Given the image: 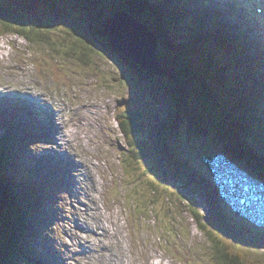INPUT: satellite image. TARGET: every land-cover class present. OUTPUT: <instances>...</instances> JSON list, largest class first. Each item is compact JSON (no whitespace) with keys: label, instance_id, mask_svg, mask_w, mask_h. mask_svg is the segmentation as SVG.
Segmentation results:
<instances>
[{"label":"rangeland","instance_id":"1","mask_svg":"<svg viewBox=\"0 0 264 264\" xmlns=\"http://www.w3.org/2000/svg\"><path fill=\"white\" fill-rule=\"evenodd\" d=\"M102 1L38 0L34 5L54 25L51 30L54 38H62L68 28L82 29L92 40L88 45L90 66H77L70 58L59 60L55 56L54 61L62 68H51L46 62L52 51L49 46L33 48L15 33L0 36L1 54L9 50L15 57L3 64L0 58V88L6 89L0 96V152L4 153V148L9 151L11 145L18 147L13 155L20 156L28 167L27 181L10 163L0 164L2 176L16 187L10 192H14L24 213L16 219L18 233L13 235V249L11 241L5 238L11 230L7 211H0V264H33L35 257L36 264H215L212 247L198 229L193 212L202 216L207 229L216 231L211 228L216 227L222 240L240 245L252 254L255 263L264 264V221L252 224L241 214L240 219L232 213L223 201L225 198L228 202L231 195L224 192L223 197L206 163L213 154L218 156L217 161L225 158L226 167L239 168L246 176L250 173V178L264 182V152L257 150L261 142L257 147L252 140L243 143L236 133L234 137L229 135L218 123L220 113L229 110L233 116L242 107L233 109L231 100H223L225 97L220 98L216 90L233 91L242 82L250 89L248 72L228 74L227 68H218L216 73L207 68L211 61L204 51L213 53L212 44L205 39L197 43L196 36L174 35L167 30L170 22L165 13L158 11L152 12L156 19L148 26L138 14L133 16V22L123 18L135 31H140V39L141 33H145L142 26L148 27L155 38L157 61L164 68H143L116 50L110 42L109 30L99 25L100 17L109 16L110 12L113 15L125 7L111 4L108 12L106 4L116 0H104L106 4ZM177 1L161 3L166 9L173 6L174 12L171 11L179 15L174 8ZM117 2L123 4L124 0ZM225 16L231 18L228 13ZM5 18L0 16V22ZM229 22H234L233 27L224 25L223 33L235 29L231 35L237 42H244L243 60L249 64L256 62L259 78L264 80V56H261L264 37L261 44H255L257 35L252 31L256 28L235 20ZM190 39L194 48L187 46ZM145 41L149 45L154 43L153 37ZM186 50L197 51L202 64L187 61L183 55ZM15 62L17 68H13ZM127 77L137 84L135 91L125 85ZM208 77H212L213 88L209 87ZM16 87L31 96L37 92L44 95L45 105L15 100L13 104L5 93ZM262 98L264 90L255 89L253 99ZM129 101L143 102L145 109L148 103L153 105L148 129L142 135L150 141L144 173L159 194L149 182H143V177L126 170L123 163L127 155L121 150L127 146V140L120 130L119 119ZM211 104L218 109L216 115ZM53 113H59L60 131L56 124L59 120ZM100 148L109 152L107 161L102 158L105 153ZM238 157L240 161H234ZM143 163L146 165V161ZM222 177L221 185L224 181L229 187L228 178ZM162 188L167 189L166 197L172 193L169 198L186 201L175 204L167 202L168 198L161 199ZM5 196L0 187V201ZM145 197L150 201L149 207L142 204ZM99 223H104V227ZM37 254L42 255L45 263Z\"/></svg>","mask_w":264,"mask_h":264},{"label":"trees","instance_id":"2","mask_svg":"<svg viewBox=\"0 0 264 264\" xmlns=\"http://www.w3.org/2000/svg\"><path fill=\"white\" fill-rule=\"evenodd\" d=\"M115 3L119 5L117 0L111 4L115 6ZM0 14H2L0 16H2L3 18L6 17L3 21L0 22L1 23L0 27L4 30L5 33H15L20 35L24 39L28 40L29 44L33 45L32 46L33 48L40 47L43 45L49 46V48L52 49L49 55L53 57L56 56L60 60H64L65 58H70L75 62V64L81 67H87L91 65V62H89L90 58L88 57L91 49L88 45L92 40L86 37L82 29H80L79 27L75 28L74 30L68 28L67 29L68 31L62 34V38H54L51 34V30L52 28H54V25L50 22V20L45 19L43 18V16L40 15V9L34 8V3L30 0H2L0 4ZM170 18L175 23L177 29L181 30L182 28L178 24L180 23L178 20V16H174ZM233 42H234V47H236L237 50L242 51L241 49L243 48H241L242 47L241 44L240 43L238 44L236 39H234ZM227 43L228 42H226L225 44ZM228 48H230V45H228ZM233 51L234 48L231 52ZM184 55L192 63L202 64L203 62L202 58H198L197 53L194 54L193 52H185ZM259 69L260 68H250V69L228 68V74L229 72L234 73V71H237L240 74L247 75V72L249 71L248 82L250 89L249 88L247 89L245 87V84L242 82L241 85H237V89L235 88V84L232 83L233 84L232 86H234L235 88V90L233 91L228 90L227 92L226 89L216 90L220 98L225 97L223 98V100L224 99H228V101L231 100V103L230 102L229 103L233 109L234 107L237 106L242 107L241 112L233 116L230 114L229 110H225L222 113H220L218 119V123L220 124V127L225 128V130H233L237 132L238 130H240L242 132V135H246L248 138H250V140H252V143L254 144L255 147H257L258 142L264 144L263 141L264 140V98H262L261 101H257V99L256 100L253 99V95H255V89L256 91L257 88L258 90L261 91L264 90V83L263 84L260 83V81H264V80L259 78V74H260L258 73L260 72ZM214 70L215 69L213 68L212 71L214 72ZM254 76H257L259 79L254 80L255 78ZM127 79H128L127 82H125L124 80L125 85L129 89L135 91L137 89V84L133 83L135 81L133 79H130V77H127ZM207 79L210 80L209 87L211 88L212 77L211 79L210 77H208ZM129 80H131L130 81L131 83L129 82ZM251 88H254V91ZM142 103L143 102H139V103L137 102V104H135V103H130L129 101L128 106L127 105L124 106L123 114L119 119V124H120L121 132L126 136L127 146L122 148L121 153L127 155L126 156L127 158L123 160V163L126 166V170L135 172V174H137L138 176L143 177L144 178L143 182L144 183L149 182V185L153 186L152 190L153 191L156 190V192H158L157 188L155 187V184L150 182L148 178H145L147 173L146 172L147 164H148L147 157L149 156V152H150V141L148 137L144 139L142 137L146 129H148V121H149L148 118L152 113L153 105L152 103H148L147 108L145 109ZM210 108H212L213 112L216 115L218 111L217 107L211 104ZM209 112H212L211 109L209 110ZM227 114L229 115V117L226 116ZM130 133L133 134L130 135ZM134 133L138 134L137 138L133 137V135H135ZM260 139L262 140L259 141ZM22 142H24V140H22ZM261 144L259 145L257 150H259L260 152L261 151L264 152V148H263L264 146H262ZM3 157H4L3 152H0V164H2L3 162ZM251 160L252 159L250 158V163ZM143 161H146V165L145 163H143ZM136 162L139 164L137 165ZM142 165L144 166V168L142 167ZM0 174L1 177L4 179L2 173ZM1 177H0V187H1V191L5 193L6 198L0 201V211L4 209L7 211L9 221L11 224L10 225L11 230L8 231L9 233L8 237L5 238L6 240L8 239L11 241L10 245L14 249L15 246L12 241L13 235L14 233H18L16 219L22 217L24 213L19 209L20 202L17 201L18 198L14 196L15 194L13 191L12 193L10 192L12 188L8 185L9 182L7 181V179H4L3 181ZM13 187L16 189L15 185H13ZM131 191H133L134 193V189L131 188ZM162 191H164V194L161 199L168 198L167 202L170 203L174 202L176 204L179 203L181 200L186 201L184 198L180 199V197H176L175 200L169 198L170 196L174 195L172 193L169 195V197L168 196L166 197L165 193L168 194L166 188H162ZM157 194H159V192ZM146 198L147 197H145V199ZM142 204L144 207H146L150 204V201L148 202L147 199L145 201L143 200ZM193 214L196 215L195 217H197L195 219V223L198 229L205 235L206 239L210 243V246L212 247L214 255H212L211 258L212 260L215 261V264H216V260H217V264H257V263L259 264V262L257 263L254 262L256 259L252 258V254L249 251L244 250L240 245L237 246V244L234 243L228 244L226 241L222 240V238L219 236L218 234L219 231L216 227H211L212 230H216V231H211L207 229L205 222H203V219H201L202 216L199 214L198 216L195 212H193ZM197 223L198 224L200 223V225H198ZM3 252L5 253V251ZM4 255L5 254H3L2 256L3 258ZM36 262L38 263V260L35 257L33 259V264H36Z\"/></svg>","mask_w":264,"mask_h":264},{"label":"bare ground","instance_id":"3","mask_svg":"<svg viewBox=\"0 0 264 264\" xmlns=\"http://www.w3.org/2000/svg\"><path fill=\"white\" fill-rule=\"evenodd\" d=\"M263 0H261L260 1V3L262 2ZM35 2H37L36 0H35ZM176 4V3H175ZM199 4H203V1H200L199 2ZM259 5V4H258ZM249 6H252V4H250ZM228 9L231 11V12H235V11H237L238 13H243L244 12V8H243V6H241L240 4H239V0H235V2L232 4V3H229V5H228ZM249 9V8H248ZM248 9L246 10V11H248ZM189 11H192V9L191 8H189ZM228 10H225L224 9V4H222L221 2H215L213 5H210L209 7H207V8H205L202 12H200V13H198V16L202 19V23H204L206 20H207V18H209L210 16H211V14L212 13H226ZM238 13H235V16H234V18L232 19V20H235V23H237V22H239V14ZM255 17L253 16L252 17V19L253 20H255L254 19ZM252 19L250 18V17H247L245 20H244V22H245V24L246 25H248L249 27L251 26V27H254V28H260L261 30H253L252 32H254L255 33V35H258V36H263L264 37V23H261V22H259L258 24H257V21L256 22H252ZM178 21V20H177ZM210 22H212V21H210ZM228 23H230V24H228L229 26H232L233 27V24H234V22L232 23V22H228ZM257 24V26H255ZM227 25V26H228ZM105 28L107 29V30H109L110 31V28H109V26H105ZM244 29V28H243ZM235 30V29H234ZM143 31V30H142ZM261 33V34H260ZM163 36V35H162ZM240 38V37H239ZM249 72V71H248ZM251 74V73H250ZM258 89V88H257ZM9 91V90H8ZM34 91V90H33ZM3 92H6V89H5V87H2V88H0V96L2 95V93ZM253 92V91H252ZM5 94H7L11 99H13V104H16V102L17 103H26V104H29V105H34V106H36V104H41V105H45V102L47 101V99L45 98V96L44 95H41L39 92H37V93H34V94H32V96H31V93L30 92H26L25 91V89H20V88H18V87H16V88H14L13 89V92H8V93H5ZM254 96V95H253ZM41 97H44V98H41ZM16 102H15V101ZM19 100V101H18ZM43 102V103H42ZM10 106V105H9ZM3 107V106H2ZM38 108H40L39 106H37ZM23 108V107H22ZM41 109V108H40ZM71 110V109H70ZM91 112H93L92 110H91ZM54 115H55V118L57 119V120H59L60 119V116H59V113H53ZM42 115V114H41ZM66 117V116H65ZM70 117H72V115L70 116ZM67 119V118H66ZM75 119V118H74ZM57 123L56 124H59V123H61V121L59 120V122L58 121H56ZM58 129H59V131L61 130V124H59V126H58ZM60 136V135H59ZM1 138V137H0ZM25 139H27V138H25ZM61 140H62V134H61ZM60 141V140H59ZM94 141V140H93ZM63 144V143H62ZM94 148V147H93ZM102 149V150H101ZM235 150H239V149H237V148H235ZM99 151H101V152H104L105 154L102 156V158L104 159V161H107L108 160V157L106 156L107 155V153H109L108 151H107V149L106 148H100L99 149ZM240 151V150H239ZM42 156V155H41ZM151 156H152V153H151ZM216 157H218V156H213V154H212V156L209 158V159H207L206 160V163H208L207 164V168L208 169H212L213 168V172L214 173H211L210 172V174L212 175V177L213 178H215L216 180H222L223 179V177L222 176H224V177H226V178H228L227 176H225V169H227V172L228 171H231V169H230V167H226L225 165H223L220 161H217L215 158ZM219 159V158H218ZM234 161H240V159H239V157L237 158V159H235ZM201 165L203 166V164L201 163ZM211 166V167H210ZM109 167V166H108ZM232 168V167H231ZM236 172H240V173H243L242 172V170L241 169H239V168H237L236 169ZM245 173V174H244ZM243 174L246 176V172H244ZM249 175H250V173H249ZM248 175V176H249ZM251 176V175H250ZM247 177V176H246ZM249 179H247L248 181H252V180H254L255 182H257V183H259V184H262V186L264 187V182H261L260 180H257V178L256 177H248ZM116 180V179H115ZM224 180V179H223ZM235 180H237V181H245L243 178H236ZM226 181V180H225ZM224 182V181H223ZM25 183V182H24ZM28 184V183H27ZM11 188H13V185L9 182V184H8ZM234 186L235 187H238L239 188V190H241L242 189V187L239 185V184H237V185H235L234 184ZM227 188H229V187H227ZM245 188V187H244ZM230 189V188H229ZM245 190H246V192H249L248 190H247V188H245ZM249 194V195H248ZM247 194V197H248V199H250V200H252L253 199V196H251L250 195V193H248ZM223 197H224V194H223ZM222 197V198H223ZM231 198V197H230ZM255 198H259L258 197V195H256L255 196ZM236 199H237V201H234V200H232V199H229V201L227 202V200L225 199V198H223V201H225L226 203H228V205H229V207H230V209H231V211H232V213H234L235 215L237 214V216H239V218L241 219V215H242V218L243 217H245L247 220H250V222L252 223V224H256L257 223V221H259V220H256L255 218H254V216H252V215H250V214H248L246 211H244L242 208H240L239 206H240V203L242 202V200L241 199H239L238 197H236ZM241 201L240 203L238 202V201ZM98 202V201H97ZM235 203V204H234ZM246 203H251V201H247ZM97 204H99V203H97ZM121 204V203H120ZM100 205V204H99ZM190 212V211H189ZM241 214V215H240ZM119 215V214H118ZM197 217H195L194 219H196ZM198 220V219H197ZM96 221V220H95ZM98 221V220H97ZM200 222V221H199ZM100 225H101V227H104V223H99ZM198 224V223H197ZM99 225V226H100ZM198 225H200V223L198 224ZM203 226H204V224H203ZM100 227V228H101ZM120 228H122V226H119ZM262 227H264V225L262 226ZM261 227V228H262ZM117 228H118V226H117ZM156 230H158L157 228H155ZM32 233V232H31ZM112 237V236H111ZM118 240V239H117ZM120 241V240H119ZM168 242H170V241H168ZM118 244H120V243H118ZM111 247V246H110ZM117 247V246H116ZM112 249V248H111ZM53 252V251H52ZM111 255H112V253H111ZM125 255V254H124ZM105 257V256H104ZM111 257V256H110Z\"/></svg>","mask_w":264,"mask_h":264},{"label":"water","instance_id":"4","mask_svg":"<svg viewBox=\"0 0 264 264\" xmlns=\"http://www.w3.org/2000/svg\"><path fill=\"white\" fill-rule=\"evenodd\" d=\"M124 16L127 17L129 20V15L118 13L115 15L114 18H109L101 22L102 26H109L110 28V34H111L110 42L112 43L113 47L116 50H120L121 52H123L129 58L134 59L143 68H162L156 60L155 44L154 43L153 44L150 43L151 45L147 44L145 40H149V37L147 34H145L146 32L141 33L142 39H140L139 38L140 31L139 30L135 31V29L131 25H128V23L123 20ZM130 19L133 22L131 17ZM220 162L223 163V161ZM228 163H231V161L228 160ZM234 169L236 170L237 168ZM237 173L238 175L241 176V178L245 180V181L242 180L240 182L249 183L247 180L248 177L243 175L244 172L243 173L237 172ZM231 174H229L228 176V182L231 184L237 183V180H235L234 182L230 181L232 178ZM239 185L242 187V189L239 190L238 187H234L233 193H237L241 197L243 193V184H239ZM221 188L224 191L225 185L221 186ZM259 196H263V193H260ZM238 202L240 203V200Z\"/></svg>","mask_w":264,"mask_h":264}]
</instances>
